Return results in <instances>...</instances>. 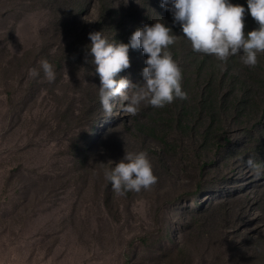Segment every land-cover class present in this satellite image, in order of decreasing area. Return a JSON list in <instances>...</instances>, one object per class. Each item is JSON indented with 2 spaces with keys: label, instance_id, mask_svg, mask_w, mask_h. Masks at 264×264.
Wrapping results in <instances>:
<instances>
[{
  "label": "rangeland",
  "instance_id": "1",
  "mask_svg": "<svg viewBox=\"0 0 264 264\" xmlns=\"http://www.w3.org/2000/svg\"><path fill=\"white\" fill-rule=\"evenodd\" d=\"M116 1L136 2L143 23L166 22L161 0L147 1L152 10ZM72 3L0 0V264H264V173L245 163H260L256 146L234 139L237 154L215 157L199 192L182 167L187 154L197 162L193 152L170 150L140 124L149 105L132 116L116 98L106 116L94 66L66 53L70 15L84 8L76 26L95 23L97 0ZM116 78L134 83L128 70ZM141 151L158 182L116 195L105 171Z\"/></svg>",
  "mask_w": 264,
  "mask_h": 264
},
{
  "label": "trees",
  "instance_id": "2",
  "mask_svg": "<svg viewBox=\"0 0 264 264\" xmlns=\"http://www.w3.org/2000/svg\"><path fill=\"white\" fill-rule=\"evenodd\" d=\"M58 1L62 3L60 10L70 8L73 4L72 0ZM147 1H140L138 5L142 2L145 9L152 10L151 6H146ZM229 2L246 9L245 34L259 27L247 11V0ZM97 5L99 16L91 25L86 24L81 28L76 26L80 25V14L86 10L84 8L70 15L74 27L69 26L68 29L66 53L78 51L89 59L90 33L102 32L110 42L114 39L128 44L137 29L153 25L140 21L134 1L126 6L116 0H97ZM165 14L166 22L163 24L178 37L168 50L182 69V90L188 98L176 99L163 108L149 105V115H145L140 124L147 127L150 134L159 138L170 150L175 148L171 143L178 142L183 153H188L187 150L193 152L197 162L187 154L182 160V163L186 161V165L182 167L187 174L198 180L197 188L203 192L206 185L202 182L211 176L212 166H218L216 158L220 162L222 157H229L225 153L233 156L237 154L234 141L237 137L245 138L244 144L248 148L256 146L258 152L253 155L261 164L264 163V53L258 54L255 67L244 66L239 55L231 56L226 63H222L214 56L194 53L190 43L183 37L180 26L174 24L173 14L167 10ZM129 58L130 67L126 70L131 72L134 84L143 83L142 71L146 67L147 56L142 49L130 48ZM152 112L157 117L151 118ZM158 125H164L169 131L158 129ZM242 150H246L244 145Z\"/></svg>",
  "mask_w": 264,
  "mask_h": 264
},
{
  "label": "clouds",
  "instance_id": "3",
  "mask_svg": "<svg viewBox=\"0 0 264 264\" xmlns=\"http://www.w3.org/2000/svg\"><path fill=\"white\" fill-rule=\"evenodd\" d=\"M161 7L173 14L174 24L180 26L194 53L214 56L222 63L239 55L247 67L257 66L258 54L264 53V0H247V11L259 26L247 34L244 31L246 9L229 0H161ZM177 38L171 28L159 22L137 29L128 44L114 39L110 42L102 32L89 34L88 54L93 57L90 63L100 79L98 96L106 116H112V101L116 98L120 110L132 116L138 114L142 104L163 108L176 99L188 98L182 90V69L168 50ZM130 48L142 49L147 56L143 83L116 78L130 67ZM85 62L89 63L87 59ZM40 67L47 81L54 82L53 65L44 59ZM28 74L35 78L40 72L30 68ZM245 163L256 175L264 173V166L254 157ZM104 175L116 195L122 197L129 191L151 190L158 182L146 151L126 152L123 160Z\"/></svg>",
  "mask_w": 264,
  "mask_h": 264
}]
</instances>
